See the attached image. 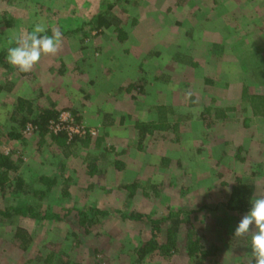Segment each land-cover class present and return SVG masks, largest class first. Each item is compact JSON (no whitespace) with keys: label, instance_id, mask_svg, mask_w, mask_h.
Returning a JSON list of instances; mask_svg holds the SVG:
<instances>
[{"label":"rangeland","instance_id":"374dc122","mask_svg":"<svg viewBox=\"0 0 264 264\" xmlns=\"http://www.w3.org/2000/svg\"><path fill=\"white\" fill-rule=\"evenodd\" d=\"M100 13L110 27H96ZM41 21L45 34H63L57 55L28 73L0 59V151L29 188L0 196V209L51 204L67 218L1 216L0 264H254L251 237L234 236L246 212L223 203L240 177L252 180L253 198L264 196V0H0V50ZM27 101L60 111L78 140L50 123L42 135L20 128ZM159 104L175 110L169 128L147 125ZM78 209L109 213L89 223L73 218ZM178 210L169 216L180 223L175 250L166 253L173 221L156 227L148 218ZM15 227L32 235L29 249Z\"/></svg>","mask_w":264,"mask_h":264},{"label":"trees","instance_id":"16d2710c","mask_svg":"<svg viewBox=\"0 0 264 264\" xmlns=\"http://www.w3.org/2000/svg\"><path fill=\"white\" fill-rule=\"evenodd\" d=\"M115 21V20H114ZM111 21L105 13H100L98 14V19H97V24L96 27L97 28H104V27H110L111 26ZM15 45V41L12 43V45L10 47H14ZM8 49V48H7ZM6 49L2 48V50H0V59L2 60L3 57H5L6 54ZM184 57V56H183ZM3 86H1L0 84V90H2ZM192 98V97H190ZM18 100L23 101L22 99L18 98ZM25 102V101H24ZM27 109L26 112L23 113V115L21 116V119L17 120L18 125L20 126V128L25 127L28 123H30L32 126L35 127V130H37V132L44 134L46 131H48V125L51 121H57L59 119V115H60V111L55 110L54 108L52 109H34L33 105L31 104V102L27 101ZM175 110L173 109V106L171 105H165V104H159L156 106V111L154 112V116H156V119H153L151 121L150 124L147 125H152V129L155 128V126H159L163 129L169 128V120H171V115L174 114ZM217 111H219V113H221V115H223V109H217ZM13 116H16L15 110L12 112ZM11 115V116H12ZM224 116V115H223ZM160 123V124H159ZM157 124V125H155ZM159 124V125H158ZM141 125V124H139ZM172 125L174 127L177 126V123ZM171 125V126H172ZM176 125V126H175ZM145 127V124L142 125ZM144 133H140L139 136L142 138L144 137ZM52 137H59V136H54L51 135ZM63 136V135H61ZM65 136V135H64ZM78 135H74L72 137V139H70L71 142L73 141H77L78 140ZM9 137L11 138H20L21 134L20 133H15L14 131H11L9 133ZM90 136L86 135L85 137V144L88 145L87 140L89 139ZM22 138V137H21ZM80 140V139H79ZM67 142L63 141L62 146L63 148H67ZM69 144V143H68ZM102 155V154H101ZM99 157V156H98ZM96 158V157H95ZM17 168L16 163L13 161L12 157L10 154H3L0 151V196L3 200L5 201H10L12 199H14L15 196H22V195H27L29 194V188L24 187L25 185L23 184V180L21 176H13V174L11 172H13V170L15 171ZM51 184L49 183V185L45 188H41L38 192L41 194L40 196V200H43L44 195H46V197L49 195V193L52 190V186H50ZM134 185V184H132ZM254 184L252 183V180L247 178V177H240V178H236V183H233L232 188H231V192L227 193V198L225 199L223 206L225 207V209L227 211H235L238 213H245L247 212L250 207H251V200L253 199V193H254ZM33 191L36 192L35 189H33ZM11 194L8 195L7 194ZM26 200V199H24ZM40 202V201H39ZM48 206V205H47ZM175 211V212H170L168 217H164L161 219H156V220H150L148 218V216L146 215H142L140 213H130V214H124L122 213L123 217H128L131 219H139L142 216L148 218V220L153 224V226H156L161 223L164 222L166 220H169V222L173 223L171 224L172 226L167 227V235H168V241H167V245L165 248V252L169 253V250H175V238L178 232V228H179V224L177 220L172 218L170 219L169 216L170 215H177V213L179 212ZM109 212L106 210H98V209H92L90 210V212L85 213L83 210H76V214L73 216V218H79L81 221L83 220H87L89 221V223H96V219L93 217L95 214H100V215H106ZM4 217L5 219H12V218H19V217H28L31 219L36 220L37 222H63L65 221V219L67 218L66 214L64 213H60L58 211L52 210L51 209V204L43 211L38 210L37 206L30 203V202H24V203H20V204H10V205H6L5 208L0 209V217ZM169 228V229H168ZM14 238L17 239V241H19V245L22 249H29L30 245L32 244L33 241V237L32 235L29 233H27V231L25 229H23L22 227H15L14 230ZM67 240H69L70 238L67 237ZM150 244L149 250L153 251L154 247L156 246V241L154 238H150L148 240V242ZM69 245V244H68ZM154 245V246H153ZM147 249V248H146ZM146 249H141L139 253L141 254L142 252V257L144 256V254L146 253ZM217 249V248H216ZM188 252L190 253V255H193L195 253V249L188 247ZM168 251V252H167ZM214 253V251H212ZM210 251H208V253H212ZM204 254V252L202 253V255ZM61 258H57L53 260L52 264H77L74 263L73 261L67 260L62 262Z\"/></svg>","mask_w":264,"mask_h":264},{"label":"clouds","instance_id":"9594fccd","mask_svg":"<svg viewBox=\"0 0 264 264\" xmlns=\"http://www.w3.org/2000/svg\"><path fill=\"white\" fill-rule=\"evenodd\" d=\"M47 25L38 22L31 32H22L15 39L14 47L7 50V62L21 73L31 72L42 56H55L62 47L63 34L54 30L45 34ZM250 209L242 216L234 230L236 237H251L250 256L254 264H264V196L251 200Z\"/></svg>","mask_w":264,"mask_h":264},{"label":"built area","instance_id":"2783aa9c","mask_svg":"<svg viewBox=\"0 0 264 264\" xmlns=\"http://www.w3.org/2000/svg\"><path fill=\"white\" fill-rule=\"evenodd\" d=\"M58 120L50 122V127H51V129H54L55 132H59V131L68 132L69 139H71L74 135H77V134H78V136L80 135L79 129L77 127L75 129H73L72 126H69V130H68V125H66L64 123L65 121H62L60 117ZM26 130L29 132H32L34 130V127L32 125H27Z\"/></svg>","mask_w":264,"mask_h":264}]
</instances>
